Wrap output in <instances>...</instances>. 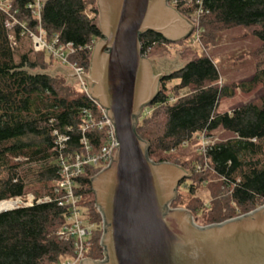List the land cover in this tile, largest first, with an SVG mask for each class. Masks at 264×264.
<instances>
[{"label": "trees", "instance_id": "1", "mask_svg": "<svg viewBox=\"0 0 264 264\" xmlns=\"http://www.w3.org/2000/svg\"><path fill=\"white\" fill-rule=\"evenodd\" d=\"M12 1L16 15L36 29L37 21L27 8L31 0ZM96 3L97 0H46L42 10L47 38L59 34L61 42L72 43L75 53L70 59L86 71L93 46L102 38ZM172 3L189 18L203 8L199 49L191 44L186 46L191 57L162 80L163 90L150 106V113L139 120L137 133L149 142V156L156 162L170 161L173 153L198 132L213 135L215 130L223 128L233 134L232 138L212 145L206 157L200 154L191 162L194 172L188 179L193 182L187 186L190 197L197 190L194 183L204 182L209 170L220 180L212 185L217 199L211 205L205 225L220 223L264 204V95L258 102L244 104L231 112L218 111L221 100L233 97L236 89L248 93L259 86L264 89V65L249 81L221 86L220 70L207 49L218 32L232 27L252 30L264 48V0H175ZM90 7L96 13L94 18L86 13ZM8 19L9 15L0 10V202L29 193H34L37 199L51 196L53 200L0 212V264H54L72 258L75 253V239L63 240L58 235L67 222L69 209L60 206L55 195L56 183L61 178V151L54 132H67L66 153L81 152L84 110L93 111L98 120L100 115L83 90L67 85L65 77L48 72L54 60L46 51L39 52L40 61H33L28 55L16 61L6 27ZM141 42L143 55L154 47L172 44L154 32L142 35ZM184 42L187 41L178 44ZM174 80L178 83L170 93L167 83ZM184 89L189 92L181 96ZM68 127L71 131H67ZM86 135L93 152L107 138L106 129H91ZM206 158L209 167L197 174L196 165ZM99 171L100 168L87 165L76 178V193L88 211L87 221L95 224L88 240L87 256L92 259L104 256L102 217L95 206L91 183ZM221 184L228 193L222 191ZM177 201L171 206L175 208ZM188 208L195 215L205 209L199 199L191 200Z\"/></svg>", "mask_w": 264, "mask_h": 264}, {"label": "water", "instance_id": "2", "mask_svg": "<svg viewBox=\"0 0 264 264\" xmlns=\"http://www.w3.org/2000/svg\"><path fill=\"white\" fill-rule=\"evenodd\" d=\"M171 1L97 0L102 38L93 50L91 74L82 75L89 95L106 108L118 144L110 165L91 180L103 222L104 257L80 264H264V204L198 225L190 210L171 206L190 173L151 159L149 142L137 133L143 110L155 102L160 82L170 74L161 69L154 75L141 36L154 32L180 42L196 28Z\"/></svg>", "mask_w": 264, "mask_h": 264}, {"label": "rangeland", "instance_id": "3", "mask_svg": "<svg viewBox=\"0 0 264 264\" xmlns=\"http://www.w3.org/2000/svg\"><path fill=\"white\" fill-rule=\"evenodd\" d=\"M96 7L98 9L99 24L100 10L98 3H96ZM90 8L92 9L93 7ZM184 17L189 19L194 24V18H189L187 16ZM197 33L198 29L196 30L195 28L194 32L186 40L187 42L180 44H178L179 42H172L171 45L154 47L153 49L148 50L147 54L144 56L146 57V59L151 61V66L153 68L154 75H158L163 67L167 68V70L165 71H167L168 73H171L177 70L178 68L182 67L183 64L186 62L187 57H191V55H189L190 48L186 46L191 44L194 46L195 49H199V39H197ZM98 41H96V43ZM96 43L93 46V50L95 48ZM13 47L15 50V59L17 62L21 61L23 55H28V57L33 61H40V53L33 52L32 45L29 39L17 37L16 41L13 42ZM93 50L91 54L90 67L87 72L88 74H91L90 68ZM207 50L208 53L212 55L220 70L221 86L239 85L243 82L249 81L257 72V69L260 66L264 65V48L262 46V41L253 34L252 30L244 27H232L218 32L216 40L210 43V46ZM46 60L49 61L48 58H46ZM53 60L54 64H50L48 72L51 73L53 76L61 75L65 77L67 85L71 86L74 89L79 88V86L76 85L73 81L72 68L70 66H65L61 64L60 61L54 58ZM31 70L38 71V69ZM176 83H178V80H174L167 83V89L169 90L168 92H172L173 85ZM159 89L161 91L163 90L161 82L159 84ZM188 92V89H184L183 91H181L180 95L183 96ZM263 95L264 89L261 86L257 87L254 91L250 93L241 89H236L233 97H225L221 100L218 111L221 113L231 112L235 108H238L244 104L250 102H258ZM173 98L174 97H172V100H174ZM149 111L150 106L143 110L139 120L144 119L150 113ZM201 136L202 135H200L199 132L194 134L192 139L186 145H183L178 148V150L173 153V156L171 157L170 161L166 162H170L173 165L178 166L179 168L187 171V173H190L191 175L189 178H184L179 185L178 195L176 198V200H178L176 208H185L190 210L188 206L191 204V200L193 201L195 199H199L200 204H203L205 209H202L197 215H195L191 210L190 211L192 212L195 222L198 225L207 226L208 224H205L208 222L207 217L210 214L209 211L211 210V205L214 200L217 199V197H214L213 191L215 190L213 189L212 185L217 184L220 180L211 172V170H209L207 172L208 177H206V180L204 182L194 183L197 186V190L193 195L194 197H190L187 189V186H189V184L192 182H189L188 179H191L192 174L194 172V170L191 169V162H194L197 158H199V155L201 154L198 150L201 143L200 141L202 139ZM212 136L214 142L220 143L232 138L233 134L228 130L219 128L213 132ZM200 163L201 162H199L197 165H199ZM221 188L222 191L225 192V194L226 192L228 193L229 190H227L224 185H222ZM29 194H33L35 196L34 193ZM81 206L83 207V205ZM238 216L240 215H236L235 217Z\"/></svg>", "mask_w": 264, "mask_h": 264}, {"label": "built area", "instance_id": "4", "mask_svg": "<svg viewBox=\"0 0 264 264\" xmlns=\"http://www.w3.org/2000/svg\"><path fill=\"white\" fill-rule=\"evenodd\" d=\"M45 1L46 0H31L27 5L28 10L37 21L35 27L36 29L31 28L27 21L21 20L16 15L17 10L14 9L12 0H0V10L9 15V19L6 21V27L12 43L16 41L18 35L20 38H27L31 42L33 52L39 53L46 51L54 59L60 61L61 64L70 66L72 68V74L77 76L76 78H73L74 83L78 85L79 88L83 90L94 102L97 109L96 111L98 115H100V119L98 120L96 119L93 111L88 109L84 110L85 120L81 127L83 133L81 139L83 151L81 152L66 153L65 150L67 142L69 141L67 132L63 133L58 130L54 132L57 137L56 143L61 151V178L56 183L55 195L59 205L63 207L67 206L69 209L67 222L61 227L58 235L63 240L75 239L74 256L70 259L54 264H80L81 261L89 258L87 256L88 240L92 235L95 224L87 221L88 212L86 208L80 205L81 197L76 193V178L84 173L87 165H93L100 168V171L107 168L111 163V153L114 147L117 146L118 140L115 127L108 117L106 108H104L99 101L93 99L88 93V82L84 75H82V73H87L88 71H86L84 66L72 62L70 59V57L75 53L73 44L61 42L59 34H56L50 39L47 38V34L42 26V10ZM203 12V8L200 7L199 10L191 17L194 18V25L196 29H198L197 39H199V21ZM86 13L90 18H94L96 16V13L91 8H88ZM95 128L101 131L106 129L107 136L106 142L97 152H93L92 146L89 144V140L86 135L89 130ZM67 131H71V129L68 127ZM200 135H202V139L198 150L206 157L208 149L216 142L213 141V136L206 134V132L200 133ZM208 167L209 162L206 158L203 163L197 165L196 171L202 172ZM52 200L53 198L51 196L37 199L33 194H27L23 197L11 199L10 201H13L19 207L22 205H33L34 202L40 203Z\"/></svg>", "mask_w": 264, "mask_h": 264}, {"label": "bare ground", "instance_id": "5", "mask_svg": "<svg viewBox=\"0 0 264 264\" xmlns=\"http://www.w3.org/2000/svg\"><path fill=\"white\" fill-rule=\"evenodd\" d=\"M13 204L14 203H12V202H5V201L3 203L1 202L0 203V210L12 207Z\"/></svg>", "mask_w": 264, "mask_h": 264}, {"label": "crops", "instance_id": "6", "mask_svg": "<svg viewBox=\"0 0 264 264\" xmlns=\"http://www.w3.org/2000/svg\"><path fill=\"white\" fill-rule=\"evenodd\" d=\"M172 7H174V5L172 4V1L169 3ZM186 18V17H185ZM189 20V19H188ZM190 37V36H189ZM188 37V38H189ZM188 38H186V39H184V40H187ZM184 40H182V41H184ZM162 69H164V70H167V68H165V67H163Z\"/></svg>", "mask_w": 264, "mask_h": 264}]
</instances>
